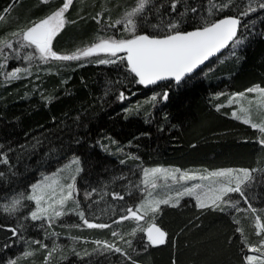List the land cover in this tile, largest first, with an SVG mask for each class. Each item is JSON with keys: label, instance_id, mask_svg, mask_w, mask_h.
I'll use <instances>...</instances> for the list:
<instances>
[{"label": "trees", "instance_id": "1", "mask_svg": "<svg viewBox=\"0 0 264 264\" xmlns=\"http://www.w3.org/2000/svg\"><path fill=\"white\" fill-rule=\"evenodd\" d=\"M126 1L73 0L65 13L69 22L54 39L53 50L72 53L100 36L127 37L120 26L106 28ZM248 2L180 0L173 13L170 0H150L143 15L136 17L140 33L164 35L170 20L179 21L181 31H189L226 15L241 19L238 37L242 41L234 54L228 55L229 46L179 85L173 81L140 85L126 61L50 60L48 69L33 76L0 80V160L8 161L0 163V205L26 197L41 176L77 157L82 168L75 181L80 192L78 211L90 223L118 224L123 239L132 241L129 247L120 235L112 237L113 226L88 228L76 212L51 226L45 220L33 221L29 213L34 202L22 199L14 213L0 208V224L5 226L0 228V264L12 260L16 264H45L46 260L48 264H246L247 245L259 238L251 210L247 215L226 208L200 209L190 196L182 197L175 207L162 204L155 222L167 232V241L159 246H149L143 232L129 235L132 221L122 225L117 221L128 207L139 203L142 168L151 166L260 169L245 191L252 207L260 215L264 211V146L259 143L264 134L233 118L231 107H217L230 94L264 87V10L241 16ZM251 2L256 6L257 0ZM221 3L229 7L216 11L213 5ZM62 4L63 0H0L4 17L0 40L14 39L11 33ZM97 13L103 14L99 23L94 19ZM12 43V49H4L8 58L0 55V71L29 62L37 65L36 55L25 59L34 54L28 47ZM165 91L166 101L162 99ZM121 92L126 97L123 101L118 98ZM154 94L157 99L152 101ZM254 115L261 120L260 113ZM113 193L124 199H113ZM238 199L243 207L248 205ZM7 227L17 228L18 235L13 236ZM64 238L77 242H63ZM97 240H113L131 259L116 252L97 254ZM85 251L90 255H83Z\"/></svg>", "mask_w": 264, "mask_h": 264}, {"label": "snow or ice", "instance_id": "2", "mask_svg": "<svg viewBox=\"0 0 264 264\" xmlns=\"http://www.w3.org/2000/svg\"><path fill=\"white\" fill-rule=\"evenodd\" d=\"M42 3H48V0H41ZM73 0H64L61 7L51 12L44 18L30 23V26L21 29L19 31L11 33L13 38L19 37L20 40L17 43L20 47H32L34 54H29L25 57L27 60L33 59V55H36L39 60H60V61H73L91 58L93 56H100L105 54L109 58H100L96 61L98 64H116L119 62L127 63L128 69L131 73L138 78L136 81L140 85H154L157 82L165 80H174L177 85L189 74H192L200 65L204 64L210 57L217 53H220L222 49L229 46L230 43H241L240 38L237 36L238 27L240 25V19L235 16H225L224 18L209 21L200 27H196L191 31H181L180 22L177 20H170L165 25L166 34L164 35H152L147 33L138 32V24L136 21L137 16H142L146 5L150 3V0H138L135 7L126 11L120 19L107 23L106 28H117L122 26V30L126 32L127 37H98L97 42L83 48L77 49L71 54H60L53 50V41L57 35L63 30L67 21L65 13L69 10ZM180 0H170L171 12L176 13L177 4ZM229 7V3H221L219 7L213 5L216 11H222ZM258 9L264 10V0H257L256 6H253L251 0H249L246 7L240 12L241 16H248L251 13L257 12ZM7 11V9H5ZM192 12H196V8L191 9ZM211 14V13H209ZM102 13H97L94 19L97 23L102 18ZM178 15L183 16L184 13ZM4 17L0 16V20ZM12 49L13 43L9 39L0 40V55H4V49ZM123 53L120 56L118 54ZM8 57L4 55L6 60ZM3 67V65H0ZM22 71L20 68H16L13 71L7 73L8 79L21 78L18 74ZM247 92H257L260 95L258 107L264 108V88L256 86L249 88ZM243 93L236 94V96L229 99L228 103L232 104L234 101L238 102L239 97L243 96ZM121 101L126 99L123 92L118 97ZM152 101L157 99L153 96ZM162 99H168V92L165 91L162 94ZM252 104V101H249ZM219 110V109H218ZM242 115H237L234 111L232 116L236 119H242L243 123L250 124L252 128L258 129L260 133L264 134V119H261L259 123L254 122L250 113V108L241 107L239 109ZM261 146H264V137L259 140ZM123 163V161H121ZM0 163L7 164V158L0 160ZM72 165H75V174L68 177L66 183H61L60 179L56 178V175L52 177H44L41 182H38L31 186V193L26 197L14 199L10 205H0L6 213H14L18 210V206L21 205L22 199H27L34 202L35 208L31 210L29 216L31 220H46L49 222V226L57 218H60L69 211L76 212L77 215L83 220L84 224L88 228H107L110 227L104 223H90L85 219L83 211H78L79 202L75 199L78 195L75 181L76 175H78L82 168L79 166V159H74ZM71 167V166H69ZM64 170H60L62 173ZM261 171L260 169H226L211 172L208 175L197 176L194 173L183 172L177 176L173 173H167L166 170L154 168L151 170H144V180L142 181L147 187L149 185V176L156 177L157 174L164 173L165 178L171 176L174 181H194L210 180L208 185L193 184L191 187H186L182 191H178L175 197L168 196L163 199H148L152 197V192L147 193V197L142 200L138 205L128 207L126 209V215L120 217L121 221L135 220L137 226L132 229L129 235L135 237L136 233L143 232L146 235V239L149 246L164 245L167 241V232L162 230L161 227L155 222L156 214L160 212V206L171 205L175 207L179 204L180 198L187 195L194 197L196 205L200 209H212L224 211L225 207L236 208L239 201L233 202L231 199H226L230 194H238L243 199L245 204H248L249 210L256 213V209L252 207L249 196L246 194L245 188L254 179L253 173ZM176 172H179L177 169ZM3 175V173H0ZM151 187L155 188V180L151 182ZM88 196L91 193L86 194ZM113 199H124L119 193H113ZM175 200V203L172 201ZM74 204V207L69 208V202ZM239 211L240 209L237 208ZM151 218L149 222H146V226L141 225V221H145L146 217ZM5 227L0 224V228ZM256 228L257 234L264 232V223L261 222V217L256 216ZM242 231V229H237ZM7 231L11 232L13 236L18 235V230L15 227H7ZM55 235V233H53ZM113 236H117L116 232L112 233ZM123 239V236L120 237ZM129 247H131V240L125 241ZM246 242V238H245ZM39 243V242H37ZM97 249L103 248L107 251H114L121 253L128 259H131L122 248L118 247L114 243L108 241H95ZM47 247V245H42ZM248 251L254 253L253 255H247L245 257L246 264H264V239H262L258 245H247ZM94 250V251H95ZM52 251H55L53 249ZM75 251V250H73ZM25 255H31V253H25ZM52 252H49V256ZM77 256H81V253H76ZM83 255H90L87 251ZM9 264H16L15 260L9 262ZM45 264H48L47 260ZM135 264V261L132 262Z\"/></svg>", "mask_w": 264, "mask_h": 264}, {"label": "rangeland", "instance_id": "3", "mask_svg": "<svg viewBox=\"0 0 264 264\" xmlns=\"http://www.w3.org/2000/svg\"><path fill=\"white\" fill-rule=\"evenodd\" d=\"M64 2V0H63ZM138 0H127L125 2V6L123 7V9H120L119 13L116 14V16L113 18V20L115 21L116 19H120L124 13L126 11H129L131 10L133 7L136 6ZM62 6V5H61ZM57 10V9H55ZM54 10V11H55ZM53 12V11H52ZM50 14V13H49ZM48 14V15H49ZM46 17V16H45ZM37 21V20H36ZM119 28V27H118ZM108 29V28H107ZM114 30V28H112ZM121 32L123 31L122 30V26H120V29ZM123 33H125L126 35H128L126 32L123 31ZM102 37V36H100ZM105 37V35L103 36ZM106 38V37H105ZM9 40L11 42L15 41L17 45H20L19 43H17V41L20 40L19 37L17 38H14L11 40V38H9ZM241 40V39H240ZM242 41V40H241ZM97 42V40H96ZM91 45V44H89ZM88 46V45H87ZM240 46V43L239 44H236V43H232L230 45V48H229V52H228V55H232L234 54V52L238 49V47ZM29 50H30V53H34V49L28 47ZM83 48V47H82ZM60 54H71V53H60ZM119 55V54H118ZM122 56V55H120ZM100 58H109L107 56H105V54H100V56H93L91 58H86V59H82V60H77V62L79 63H85V62H94L96 63V61ZM51 60V59H50ZM50 60H47V61H50ZM47 61H39L37 63V65H35V67L33 66V64L31 62H29L28 64H24V66H20V67H13L11 69H2L0 71V80L2 81H8V80H13V79H8L6 78L7 77V73L13 71L14 69L16 68H20L22 69V71L18 74L21 78H24V77H29V76H33L35 75L36 73H38V71L40 70H44V69H48L46 68V65H47ZM73 61H76V60H73ZM27 62V61H26ZM64 62H71V61H64ZM98 64V63H96ZM44 67V68H43ZM254 88V87H253ZM260 88H264V87H260ZM240 93H243L244 95L239 97L238 99V102L237 101H234L232 104H229L228 101L230 98L236 96V94H240ZM157 94H154V96H156ZM259 100H260V95L259 93L257 92H247L246 90L245 91H242V92H239V93H233V94H230L227 98H226V101L223 102V103H219L217 107H222V106H228V107H231V116H232V113L234 111L237 112V115H242V113H240L239 109L241 107H246V108H250V113H251V116H252V119L253 121L256 120V121H260V120H257V117L254 119V114H261V119H264V108H261V107H258L257 105L259 104ZM249 101H252V104L250 105L249 104ZM233 117V116H232ZM234 118V117H233ZM238 120H241L243 121L242 119H238ZM255 122V121H254ZM74 159H77V157H73L72 159L68 160L67 162L63 163L62 165H60L54 172L52 173H49L47 175H43L41 176V178L36 181L34 184L38 183V182H41L44 177H52L54 175H56V178L60 179V182L61 183H66V182H69L68 181V177H70L71 175L75 174L74 172V169H75V165H72V161ZM71 166V167H69ZM154 168H159V169H162V170H166L167 173H173L177 176V179L179 177V174L180 173H183V172H188V173H194L196 174L197 176H201V175H208L209 173L211 172H215V171H220V170H226V169H249V168H234V167H225V168H216V169H211V170H205V169H198V168H190V169H182V168H179V167H176V166H151V167H145V168H142V180H141V195H142V198L140 199L139 203L144 200L146 197H147V193L149 191L152 192V197H147L148 199H163V198H167L168 196H172V197H175L176 196V193L178 191H182L184 188L186 187H191L193 184H204V185H208L210 183V180H207V181H201L199 179L197 180H194V181H174L171 179V176H167V178H165V174L164 173H161V174H157L156 177H152L151 175L149 176V185L146 187L144 185V183L142 182L144 180V170L145 169H148V170H151V169H154ZM179 170V172H176V170ZM60 170H64L62 173H60ZM155 180V183H156V187L155 188H152L151 187V182ZM251 183V182H250ZM33 184V185H34ZM76 185V184H75ZM76 189L78 190L77 188V185H76ZM31 193V192H30ZM78 195H80V192L78 190ZM76 195L75 199L78 201L79 199V196ZM187 196V195H185ZM184 197V196H183ZM195 204H196V200L194 197H191ZM239 195L238 194H230L229 197H226V199H231L233 202L235 201H239ZM181 199V198H180ZM138 203V204H139ZM172 203H175V200L172 201ZM137 204V205H138ZM69 208H72L74 207V204L70 201L69 202V205H68ZM34 208H35V205H34ZM226 209H231V210H234L236 211L237 208L240 209L241 211H244L245 214L248 213L249 208H248V205L246 207H243L242 204L239 202L236 206V208H233V207H225ZM256 209V208H255ZM34 210V209H33ZM262 211V214L261 215H264V211ZM74 212L72 211H69L68 214H73ZM66 214V215H68ZM151 215V214H150ZM149 215V217H150ZM248 215V214H247ZM260 216V213L258 212V209H256V213L253 214L252 212V219L251 221L253 222V225H254V230H255V234L257 236H259L258 238V241H256V244L254 245H258L259 242L264 239V232H261L259 235L257 234L258 232V229L256 228V216ZM63 217V216H62ZM60 217V218H62ZM149 217H146L145 218V221H141L140 224L141 225H144L146 226V222H149L150 221V218ZM59 218H57L55 222H57ZM46 221V220H45ZM128 221H132L133 223V228H135L137 226V222L135 220H131L129 219ZM120 225H122V221L119 219L117 221ZM262 222V221H261ZM46 223H49L48 221H46ZM110 226H113L114 228V231L113 232H116L117 233V236H119V238L121 237V234H120V231L118 229V224L115 225V224H108ZM87 226V225H86ZM119 231V232H118ZM112 232V233H113ZM111 236L113 237V235L111 234ZM70 240V243H76L77 240H73V239H67V238H64L63 242H67ZM100 241H107V240H100ZM123 242H125L126 240L122 239ZM110 242V241H109ZM110 243H113V240H111ZM97 249V248H96ZM95 252L97 254H104V253H115L114 251H107V250H104L103 248H100L99 250H95ZM254 253H251L248 251V255H253Z\"/></svg>", "mask_w": 264, "mask_h": 264}, {"label": "water", "instance_id": "4", "mask_svg": "<svg viewBox=\"0 0 264 264\" xmlns=\"http://www.w3.org/2000/svg\"><path fill=\"white\" fill-rule=\"evenodd\" d=\"M226 16H233V15H226ZM225 16H223V17H220V18H218V19H221V18H224ZM235 17H238V16H235ZM239 18V17H238ZM240 19V18H239ZM217 20V19H216ZM240 25H241V19H240ZM240 25H239V27H238V33H239V29H240ZM194 30V29H193ZM189 31H191V30H189ZM238 33H237V36H238ZM232 43H230L229 44V46L231 45ZM229 46H227L226 48H224V49H222L221 50V52L220 53H217V54H215L214 56H212V57H210L207 61H205L204 62V64H202V65H200L193 73H195L196 71H198V70H200V69H202L204 66H206V64L211 60V59H213V58H215V57H217V56H219V55H221ZM192 73V74H193ZM192 74H189V75H187L182 81H184L187 77H189L190 75H192ZM166 81H173V82H175L174 80H165V81H160V82H157V84H154V85H147V86H145V87H152V86H155V85H158V84H160V83H163V82H166ZM181 81V82H182ZM176 83V82H175ZM158 225V224H157ZM159 226V225H158ZM160 227V226H159ZM162 230H164V229H162ZM165 231V230H164Z\"/></svg>", "mask_w": 264, "mask_h": 264}]
</instances>
